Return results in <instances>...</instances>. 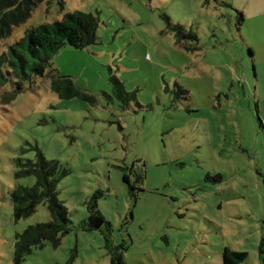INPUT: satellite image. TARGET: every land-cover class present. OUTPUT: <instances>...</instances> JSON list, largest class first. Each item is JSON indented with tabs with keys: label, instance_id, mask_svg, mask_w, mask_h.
Masks as SVG:
<instances>
[{
	"label": "rangeland",
	"instance_id": "rangeland-1",
	"mask_svg": "<svg viewBox=\"0 0 264 264\" xmlns=\"http://www.w3.org/2000/svg\"><path fill=\"white\" fill-rule=\"evenodd\" d=\"M73 10L97 15L95 42L62 46L11 102L2 95L13 82L0 87V264H111L115 249L123 264H221L224 246L246 251L239 264H261L264 0H42L0 52ZM162 13L196 32L197 50L176 42ZM52 69L95 102L59 98ZM34 146L65 170L56 193L74 227L15 263L16 234L52 221L43 202L13 217L11 191L34 183L15 177L16 162L35 159ZM120 167L131 171L133 196ZM96 190L104 222L85 229Z\"/></svg>",
	"mask_w": 264,
	"mask_h": 264
},
{
	"label": "trees",
	"instance_id": "trees-1",
	"mask_svg": "<svg viewBox=\"0 0 264 264\" xmlns=\"http://www.w3.org/2000/svg\"><path fill=\"white\" fill-rule=\"evenodd\" d=\"M42 0H0V40L8 37L13 27L25 22L31 15L33 9ZM240 20L242 16L238 12ZM167 27L173 32L177 43L188 51L198 49L196 32L191 28H184L179 23H171L167 14L162 13ZM99 19L92 12L73 10L66 12L59 19L52 22L41 23L30 27L22 37L8 44L5 51L0 52V87L8 81L15 85L10 92L2 95L4 103L11 102L22 90V84L29 80L31 75L42 76L47 67L50 66L51 56L62 46L70 45L75 48H84L96 40V29ZM50 75V88L59 98H79L89 103L95 102V96L78 86L68 75H60L56 69H52ZM15 79V81H14ZM115 95L125 100L128 96L123 83L115 76L110 75ZM261 124V120L259 119ZM35 159L22 161L17 159V170L15 177L34 176L31 186L18 184L10 194L13 206V217L20 219L33 213L37 205L45 203L49 210L52 221L38 222L28 225L17 233L13 245V261L15 263L24 259L32 247L42 246L45 240L53 246L59 244L61 236L69 232L74 226L69 224L68 211L61 200L58 199L57 183L65 170L55 159L46 158L38 146H34ZM122 179L130 194L133 196L136 186L131 182L130 170L122 168ZM210 179L220 180V174H215ZM212 179V180H213ZM264 183V174H262ZM139 190V189H138ZM102 191L96 190L90 196L87 207L90 215L101 217L97 209V198ZM87 221H83L82 227H87ZM107 225H109L107 223ZM117 248V247H116ZM247 256L246 251H239L224 246L221 252V264H239ZM259 258L264 264V239L259 245ZM118 260V261H117ZM111 264H123L121 251L115 249L111 254Z\"/></svg>",
	"mask_w": 264,
	"mask_h": 264
},
{
	"label": "water",
	"instance_id": "water-1",
	"mask_svg": "<svg viewBox=\"0 0 264 264\" xmlns=\"http://www.w3.org/2000/svg\"><path fill=\"white\" fill-rule=\"evenodd\" d=\"M103 222L104 220L102 217L91 215L90 217H88L86 225L89 228L96 229V228H99Z\"/></svg>",
	"mask_w": 264,
	"mask_h": 264
},
{
	"label": "crops",
	"instance_id": "crops-1",
	"mask_svg": "<svg viewBox=\"0 0 264 264\" xmlns=\"http://www.w3.org/2000/svg\"><path fill=\"white\" fill-rule=\"evenodd\" d=\"M260 115H262V114H260ZM262 120H263V123H262V121H261V123H262V127L264 126V117H263V115H262Z\"/></svg>",
	"mask_w": 264,
	"mask_h": 264
}]
</instances>
